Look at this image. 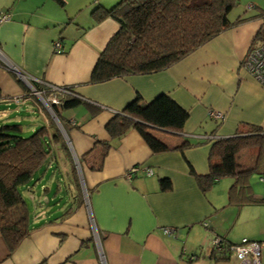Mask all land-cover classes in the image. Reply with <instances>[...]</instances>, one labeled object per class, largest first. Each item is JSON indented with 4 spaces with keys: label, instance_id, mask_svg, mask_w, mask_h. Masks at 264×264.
I'll list each match as a JSON object with an SVG mask.
<instances>
[{
    "label": "crops",
    "instance_id": "0c3cea01",
    "mask_svg": "<svg viewBox=\"0 0 264 264\" xmlns=\"http://www.w3.org/2000/svg\"><path fill=\"white\" fill-rule=\"evenodd\" d=\"M62 1L0 0V12L11 14L0 23V125L22 124L27 116L32 118L30 132L41 125L50 135L54 130L46 108L10 66L30 78L71 84L89 100L61 110L64 145L52 141L44 170L21 188L35 208L33 218L28 212L31 230L11 252L0 235V264H101L100 254L104 264H233V259L210 256L216 234L226 238L216 220L227 206L236 208L237 218L243 210L264 207V193L256 196L250 186L254 201L230 202L231 176L217 179L203 193L190 167L207 174L212 141L237 128L251 124L264 134V86L242 67L248 48L259 40L255 34L262 18L253 13L229 16L239 21L165 69L89 83L99 52L118 28L111 17L94 21L91 11L117 0ZM57 40L60 52L53 48ZM160 93L188 111L183 134L190 147L153 152L134 128L110 138L105 125L113 111L137 95L144 104ZM209 109L222 111L223 118H212ZM154 133L169 147L183 140L169 131ZM103 141L109 146L102 157ZM133 166L138 167L127 176ZM144 167L151 173L145 174ZM161 177L171 180L169 190L160 189ZM52 184L57 201L50 207L37 192L49 191ZM166 226L174 232L164 233ZM245 234L262 240L264 230Z\"/></svg>",
    "mask_w": 264,
    "mask_h": 264
},
{
    "label": "trees",
    "instance_id": "16d2710c",
    "mask_svg": "<svg viewBox=\"0 0 264 264\" xmlns=\"http://www.w3.org/2000/svg\"><path fill=\"white\" fill-rule=\"evenodd\" d=\"M236 3L237 0H117L109 7L95 5L91 11L94 21L111 17L118 22V28L99 52L88 82L98 83L113 77L148 74L165 69L239 21V18H229V12ZM259 16L264 19V11ZM255 38L264 39V20ZM32 85L43 88L37 81H32ZM63 86L71 93V97L52 104L51 109L66 130L61 120V110L81 103L87 104L89 100L81 96L73 85ZM188 115V111L166 93H160L144 104H140L137 95L123 109L113 113L105 128L110 138H120L129 128H134L153 152L168 149L183 151L192 145L189 137L183 134ZM159 129L183 135V140L169 147L154 133ZM260 132L258 126L248 124L237 128L233 135L212 141L208 173L197 174L190 167L203 193L217 179L231 176L233 183L228 192L229 201L239 205L255 200L248 192L250 185L247 179L257 168V162L264 159V134ZM60 139L57 130L54 129L53 135H50L45 125L28 135H23V126L19 122L0 125V235L10 252L31 230L27 204L20 188L32 183L36 173L44 170L52 151V140L64 145ZM101 144L103 157L109 143L103 141ZM246 147H256L257 158L254 165L243 167L237 163L236 154ZM96 167H100V164ZM159 186L161 190H169L172 187L171 180L161 177ZM216 236L220 237L222 246L226 248L218 254L211 250L210 256L228 260L229 245L234 242L222 235Z\"/></svg>",
    "mask_w": 264,
    "mask_h": 264
},
{
    "label": "rangeland",
    "instance_id": "374dc122",
    "mask_svg": "<svg viewBox=\"0 0 264 264\" xmlns=\"http://www.w3.org/2000/svg\"><path fill=\"white\" fill-rule=\"evenodd\" d=\"M89 0H87L88 2ZM261 11H264V0H237V3L235 6L231 9L230 12V17H234L237 14L240 15H246L249 13H253L258 15ZM264 20V19H262ZM29 88V87H28ZM48 115L50 117L49 121L50 124L53 125V128L55 131L57 130L59 134L60 140L63 141L64 143V137H65V130L59 121L58 117L54 115L53 110L51 111L47 109ZM116 111V110H115ZM113 111V113L115 112ZM24 115V114H23ZM22 126H23V135H28L30 134V130L27 129L30 123H32V118L23 116L21 119ZM53 141V140H52ZM58 142V141H54ZM59 143V142H58ZM257 151V148H244L241 149L237 155H236V160L241 164V165H250L254 161L255 153ZM77 162V161H75ZM78 163H76L77 165ZM261 168H264V160H262L259 163V166L257 169L253 170L249 175H248V184L252 187L253 192L257 196H261L262 193H264V181L259 179V175L261 174L262 170ZM51 175V171L49 174L44 177V182H48L49 178ZM222 178H227V176L222 177ZM49 184V183H48ZM50 186V185H49ZM21 189V188H20ZM38 186L36 190H38ZM55 192V185L52 184L50 186L49 191H43L42 189H39L37 194L41 195L43 193V197L41 198V202L44 204L46 203V206L53 207L55 205V201H57V198H54L52 195L56 196ZM27 195V193H26ZM84 195L85 199H87V192L84 189ZM23 196V195H22ZM28 197V195H27ZM27 197L23 198L26 201L27 209L30 214V217L33 218L34 215V210L35 208L30 204V201L28 200ZM47 199V202H45ZM256 208H261L260 211H258ZM248 210V209H247ZM245 211L243 210L240 212V216L237 218L235 217L237 211L235 207L227 206L223 209V213H221L220 217L216 220V222L219 224V228L221 229V233H225L226 238L234 243H237L241 240V238L246 235L245 233L248 231H252L254 233H258L260 230H264V207H254L251 211ZM247 238V237H245ZM251 238V237H249ZM247 238V239H249ZM252 239V238H251ZM261 239H264L262 237ZM231 256H233L231 254ZM233 257H230L229 260H232ZM233 261V260H232ZM260 264H264V249H262L261 255H260Z\"/></svg>",
    "mask_w": 264,
    "mask_h": 264
},
{
    "label": "built area",
    "instance_id": "2783aa9c",
    "mask_svg": "<svg viewBox=\"0 0 264 264\" xmlns=\"http://www.w3.org/2000/svg\"><path fill=\"white\" fill-rule=\"evenodd\" d=\"M10 15V12L7 10L0 12V23L8 20L10 18ZM53 48L56 50V52L61 51V43L59 40L53 42ZM242 67L259 84L264 86V39L258 40L255 44L251 45L248 48L242 62ZM20 76L22 78H27L30 81H37L43 85V88L34 87L33 90H29L30 93L37 97L45 107L52 106V104L61 102L68 97H71V93L63 85L37 80L36 78H30L26 75H23L22 73L20 74ZM208 114L209 116L217 120H221L224 116L222 111L216 109H209ZM137 167L138 166H133L132 168H130L127 171L126 175H131V173L134 172ZM143 170L147 175L151 173V169L148 167H144ZM259 179L264 181V171H262L259 175ZM204 225H207V223L204 222ZM162 229L166 234L174 232V228L170 226L163 227ZM222 245L223 243H221L220 237L215 236L211 242V250H215L217 254L220 252H224L223 249H225L226 247H223ZM262 249H264V239L251 240L243 237L239 242L229 245L230 257H233L234 260L233 264H260V255ZM231 254L233 256H231ZM100 261L101 264H104L101 254Z\"/></svg>",
    "mask_w": 264,
    "mask_h": 264
},
{
    "label": "water",
    "instance_id": "95a60500",
    "mask_svg": "<svg viewBox=\"0 0 264 264\" xmlns=\"http://www.w3.org/2000/svg\"><path fill=\"white\" fill-rule=\"evenodd\" d=\"M11 70L13 71V72H15V74L16 73H19V74H17V76H18V78L19 79H21L23 82H25L26 84H27V86L29 87V89H31V90H33L34 89V86L32 85V83L30 82V80H28L27 78H22L21 76H20V74L22 73L17 67H15V66H11ZM23 74V73H22ZM24 75V74H23ZM32 81V80H31ZM45 107V106H44ZM45 108H47V109H49L50 111H51V106H46ZM55 115V114H54Z\"/></svg>",
    "mask_w": 264,
    "mask_h": 264
},
{
    "label": "clouds",
    "instance_id": "9594fccd",
    "mask_svg": "<svg viewBox=\"0 0 264 264\" xmlns=\"http://www.w3.org/2000/svg\"><path fill=\"white\" fill-rule=\"evenodd\" d=\"M11 67V66H10ZM32 83V81H30Z\"/></svg>",
    "mask_w": 264,
    "mask_h": 264
}]
</instances>
